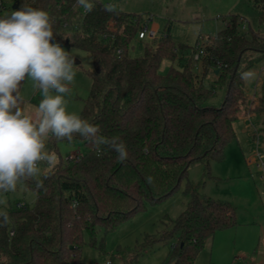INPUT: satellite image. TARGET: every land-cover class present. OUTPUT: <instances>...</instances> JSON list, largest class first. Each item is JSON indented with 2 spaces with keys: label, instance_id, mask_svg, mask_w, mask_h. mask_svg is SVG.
Returning a JSON list of instances; mask_svg holds the SVG:
<instances>
[{
  "label": "trees",
  "instance_id": "trees-1",
  "mask_svg": "<svg viewBox=\"0 0 264 264\" xmlns=\"http://www.w3.org/2000/svg\"><path fill=\"white\" fill-rule=\"evenodd\" d=\"M251 1L264 22V0ZM92 2L94 10L83 13L77 0L0 1V17L25 4L45 10L56 42L91 56V87L79 116L98 125L101 135L118 137L128 152L121 162L114 151H97L75 135L72 141L86 149L78 161H59L38 179L23 182L35 194L34 206L8 210L11 222L0 227V264H82L85 235L103 253L102 242L97 243L100 229L113 232L146 204L170 197L193 163H201L208 175L210 162L221 161L235 139L233 125L245 102L242 74L264 61V35L240 33L237 16L224 20L211 44L201 45L200 75L193 61L196 46H177L168 24L140 57H132V42L144 25L140 17L105 11L107 5ZM165 59L175 66L162 75ZM208 75L211 87L203 83ZM214 87L226 89L217 108L205 106ZM260 96L255 116H264V82ZM50 139L52 151L58 142H69ZM186 191L185 210L141 244L140 250L170 244L164 264H195L217 232L238 225L231 204L201 196L189 186Z\"/></svg>",
  "mask_w": 264,
  "mask_h": 264
},
{
  "label": "rangeland",
  "instance_id": "rangeland-1",
  "mask_svg": "<svg viewBox=\"0 0 264 264\" xmlns=\"http://www.w3.org/2000/svg\"><path fill=\"white\" fill-rule=\"evenodd\" d=\"M99 1L113 5L115 11L139 16L141 23L147 26V31L156 32V39H159L168 24L170 37L177 46L211 44L218 32L224 29V20L233 16L239 18L240 33L252 31L264 35V22L251 0ZM153 41L135 38L129 50L130 56L140 57L144 46ZM59 43L75 58L76 75L70 85L71 92L65 99L67 111L79 116L91 87L89 71L92 70V58L66 42ZM172 65L175 66L169 60H163L159 73L166 75ZM195 72L199 75L201 73L199 63H195ZM247 72L253 73V76L244 79V111L233 125L235 139L225 148L223 159L210 162L208 175L201 163H193L178 190L170 197L154 206L146 204L142 211L121 223L113 232L105 233L100 229L97 243L102 242L103 253H100L98 247H91L85 235L81 251L82 264H164L170 244L158 242L151 248L140 250L141 244L145 236L157 235L168 220H175L185 210L190 198L186 191L188 186L201 196L231 204L238 222L237 227L216 233L211 243L200 253L198 261L202 264H232V253L238 247L249 248L251 253L257 250L264 252V168L261 166L264 162V116H255L253 113L261 105L264 61L255 64ZM212 80V76L208 75L203 83L211 87ZM20 92L24 101L23 110L35 116L42 99L40 91L34 89V82L26 78ZM225 92V87H214L205 106L219 107L224 101ZM53 143V139H48L46 150L56 154L57 162H65L73 152L86 153V149L77 141L58 142L57 151L51 150ZM39 168L40 172L35 179L53 167L41 162ZM0 199L6 200L7 211L14 210L18 203L31 209L35 194L21 182L15 192L0 193ZM4 207L0 204V209Z\"/></svg>",
  "mask_w": 264,
  "mask_h": 264
},
{
  "label": "clouds",
  "instance_id": "clouds-1",
  "mask_svg": "<svg viewBox=\"0 0 264 264\" xmlns=\"http://www.w3.org/2000/svg\"><path fill=\"white\" fill-rule=\"evenodd\" d=\"M86 13L94 10L92 0H77ZM113 5L105 11H113ZM75 58L56 42L53 21L48 12L27 4L0 17V193L15 192L18 183L36 177L39 164L57 163L55 153L46 150L51 137L71 142L75 135L91 142L97 151L105 147L127 159V146L118 137L100 134L98 125L69 113L65 97L74 82ZM253 73L242 74L249 79ZM30 79L42 99L35 116L21 108L22 82ZM40 187L41 185H37ZM0 209V227L7 226L10 216L7 202Z\"/></svg>",
  "mask_w": 264,
  "mask_h": 264
},
{
  "label": "built area",
  "instance_id": "built-area-1",
  "mask_svg": "<svg viewBox=\"0 0 264 264\" xmlns=\"http://www.w3.org/2000/svg\"><path fill=\"white\" fill-rule=\"evenodd\" d=\"M2 1V0H0ZM83 13H85V10H83ZM157 37V34L155 31H147V26L144 24L142 29L139 31L136 39L137 40H155ZM204 55V49L202 48L201 45L196 46L195 49V53L193 54V61L195 63H198L200 58ZM252 124V123H251ZM82 157V154H80L79 152H73L71 153L68 158L66 159V161H72V162H76L78 161L80 158ZM262 168H264V162L261 163ZM17 208H23L25 205L23 203H18ZM106 264H110V262H106Z\"/></svg>",
  "mask_w": 264,
  "mask_h": 264
},
{
  "label": "crops",
  "instance_id": "crops-1",
  "mask_svg": "<svg viewBox=\"0 0 264 264\" xmlns=\"http://www.w3.org/2000/svg\"><path fill=\"white\" fill-rule=\"evenodd\" d=\"M218 233L219 232H217V234ZM250 239L251 238H249L248 241H250ZM232 255L234 256V258H233L234 260H232V264H264V252L260 253L258 250L253 252V253H251L249 248L246 249L245 247L244 248L243 247L242 248L238 247L236 250H234V254L232 253ZM198 257L196 259L195 264H202L200 261H198L199 260ZM213 263H215V262H213ZM213 263L210 262V264H213Z\"/></svg>",
  "mask_w": 264,
  "mask_h": 264
},
{
  "label": "water",
  "instance_id": "water-1",
  "mask_svg": "<svg viewBox=\"0 0 264 264\" xmlns=\"http://www.w3.org/2000/svg\"><path fill=\"white\" fill-rule=\"evenodd\" d=\"M16 7H17V4L14 5V8H16Z\"/></svg>",
  "mask_w": 264,
  "mask_h": 264
}]
</instances>
